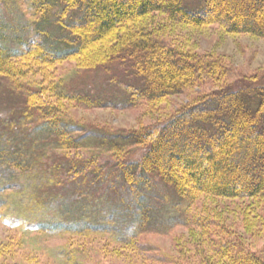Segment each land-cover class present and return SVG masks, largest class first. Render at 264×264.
Segmentation results:
<instances>
[{
  "label": "trees",
  "instance_id": "obj_1",
  "mask_svg": "<svg viewBox=\"0 0 264 264\" xmlns=\"http://www.w3.org/2000/svg\"><path fill=\"white\" fill-rule=\"evenodd\" d=\"M11 1L0 0V76L26 95L16 123L42 135L44 151L39 147L40 153L31 154L45 182L40 196L71 193L75 198L70 208L74 217L48 222L42 231L108 237L114 245L132 249L137 264H190L142 241L183 226L201 230L214 254L230 264H264L228 236L216 215L191 211L204 197L264 200V83L207 92L174 115L135 131L89 129L70 121L62 105L152 108L196 87L223 84L227 71L221 61L168 47L154 20L164 16L195 28L219 25L230 34L264 38V0H25L32 20L21 35L9 20ZM67 61L78 63L71 75L49 82L41 77L45 68ZM93 71L105 75L101 85L81 86L79 78ZM36 138L30 140L31 149ZM5 152L0 148V164L23 174L24 155L16 147L10 156ZM158 186L172 198H163L164 209L155 205ZM35 195L26 200V211L37 208ZM105 207L111 212L85 215L88 208ZM75 209L85 213L78 221ZM80 253L70 243L59 256L65 264H85Z\"/></svg>",
  "mask_w": 264,
  "mask_h": 264
},
{
  "label": "rangeland",
  "instance_id": "obj_2",
  "mask_svg": "<svg viewBox=\"0 0 264 264\" xmlns=\"http://www.w3.org/2000/svg\"><path fill=\"white\" fill-rule=\"evenodd\" d=\"M10 8L9 20L17 29L14 33L24 34V27L32 20L25 0H12ZM153 25L159 27L156 33L168 47L182 51L190 50L201 55L209 54L215 57L217 63L221 61L227 71L224 83L219 80L214 82L215 85L196 87L153 105V109L147 106L125 111L83 110L62 102L70 121L89 129L135 131L155 125V122L174 115L207 92L231 90L237 84L250 81L257 82L256 84L264 83V38L249 34H230L219 25L195 28L173 23L164 16H157ZM76 65H78L76 61H67L50 66L41 72V77L44 76L46 82L65 78L72 74ZM104 79L105 75L101 71L88 72L79 78L83 81L81 86L88 87L99 86ZM25 101L26 95L15 90L8 79L0 76V148L7 151L4 153L5 156L7 154L10 156L13 147H16L24 155L23 163L26 164L23 174L7 163L0 164V264H65L59 255L70 243L78 248L79 256L80 252L86 256L85 264H137L139 259L132 249L114 245L107 239L108 237L81 239L62 235L48 228L42 231L40 227L48 225V222L74 217L70 208H73L72 201L75 198L71 193L55 199L40 196L45 182L38 174V171H41L37 168L39 164L35 165L31 154L34 155V151L40 153V149L42 154L44 142L38 131L36 136L33 130L21 128L19 123H16L24 110ZM33 136L37 138L34 139V147L31 149L30 140ZM14 137L20 138V141L15 142ZM168 137L166 134L160 137V140ZM156 193L160 199H155V205L163 209L168 207L163 200L172 199L168 190L158 186ZM31 194H36L37 208L34 211H26L27 203L32 201ZM27 199L29 202H26ZM198 201L199 204L193 206L191 211L203 215H216L229 232V237H235L244 248L264 261V200L260 197L257 199L204 197ZM81 209H75L77 221L85 214ZM111 209V207L101 210L88 208L85 215L96 211L92 214L94 218L98 213L111 212ZM142 241L158 248L161 253L186 263L230 264L218 254H214L212 245L199 229L191 231L178 226L166 235H146Z\"/></svg>",
  "mask_w": 264,
  "mask_h": 264
}]
</instances>
